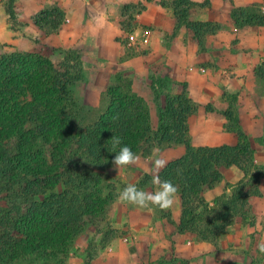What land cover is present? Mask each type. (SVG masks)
Instances as JSON below:
<instances>
[{
  "label": "trees",
  "instance_id": "obj_1",
  "mask_svg": "<svg viewBox=\"0 0 264 264\" xmlns=\"http://www.w3.org/2000/svg\"><path fill=\"white\" fill-rule=\"evenodd\" d=\"M163 3L173 9L178 27L190 28L200 44L207 33L221 28L215 22L192 21V0ZM9 12L14 18L13 8ZM256 12L234 8L232 16L238 23L264 25V15ZM64 16L61 10L44 9L35 22L57 29ZM257 75L264 80V65ZM86 78L83 56L74 50L59 63L40 52H0V264H68L78 237L105 218L125 187L111 163L113 135L143 157L156 146L185 145V153L159 172L161 180L178 187L183 206L175 223L178 232L215 238L236 216L248 214L264 165L254 163L235 107L222 113L240 136L237 145L194 147L188 120L199 106L186 85L182 93L166 94L172 89L164 79L151 80L158 115L154 129L150 104L135 91L133 80H116L97 120L80 127L74 90ZM232 165L244 171L245 179L231 195L223 194L209 206L202 192L222 180L221 166ZM164 215L171 221L170 214Z\"/></svg>",
  "mask_w": 264,
  "mask_h": 264
},
{
  "label": "crops",
  "instance_id": "obj_2",
  "mask_svg": "<svg viewBox=\"0 0 264 264\" xmlns=\"http://www.w3.org/2000/svg\"><path fill=\"white\" fill-rule=\"evenodd\" d=\"M68 1L65 16L69 24L53 33L42 34L44 31L36 25L35 16L52 4L66 9L67 0H16L17 28L10 26L8 13L3 14L4 0H0V36L14 38L15 49L21 51H34L42 44L49 55L53 54L54 47L80 45V52L93 56L95 69L100 68V73L108 79L110 70L136 65V73L146 76L153 70L184 83L188 96L199 106L188 120L194 147L235 146L240 142L235 127L222 113L233 106L251 143L254 163L264 165V89L260 92L258 87L261 83L264 85V80L257 75L258 68L264 65V25L238 23L232 16L234 8L249 7L264 15V0H192L196 4L190 14L192 21L215 22L221 26L217 32L207 33L202 44L186 25L178 27L173 9L163 0H137L144 7L135 16V29L150 27L153 35L140 44L138 50L144 52L136 55L124 50L118 42L119 30L115 28L109 8L114 0ZM36 37H40L42 43H36L33 39ZM200 66L208 68V72L198 71ZM94 74L96 80L98 73ZM134 76L135 91L150 88L151 80L141 83ZM144 97L150 105L154 102L150 92ZM151 112L153 115L152 109ZM154 115L152 125L157 129L158 117ZM155 148L168 162L181 157L186 150L183 144ZM151 158L152 154L140 156L138 165H129L133 166L137 177L143 179L130 183L145 191H155L152 176L144 172L145 167H152ZM129 166L116 170L126 181ZM220 171L222 180L202 192L209 206H213L219 196L231 195L234 185L245 179L244 171L237 165L221 166ZM258 189V194L249 197L248 214L236 216L233 223L210 239L177 231L175 223L180 222L183 212L178 193V202L166 210L151 205L132 207L127 203L123 213L125 224L116 223L125 232L109 240L93 264H264V254L257 247L264 240V178ZM166 213L170 214L171 221ZM81 259L72 264H82Z\"/></svg>",
  "mask_w": 264,
  "mask_h": 264
},
{
  "label": "rangeland",
  "instance_id": "obj_3",
  "mask_svg": "<svg viewBox=\"0 0 264 264\" xmlns=\"http://www.w3.org/2000/svg\"><path fill=\"white\" fill-rule=\"evenodd\" d=\"M115 2H110L109 8L112 10V13H110L111 17H114L115 19V28L116 30H119V34L117 35L118 42L122 43V46L125 47L124 50L127 52H131L133 55H136L137 53L141 54V50L139 49L140 44L134 48L129 49L127 46V39L128 35L131 33V29L134 31L136 30V14L142 10L144 7L140 2L137 0H114ZM70 1L67 0V7H61L56 4L49 5L48 8L55 10H61L66 15V10L68 8ZM66 6V5H65ZM17 5L16 0H4V13H8L9 17H7V20L12 24L10 25L12 28H17V22L16 19L18 18L16 16L17 12ZM14 10L15 17L12 18L10 15V9ZM41 13V12H40ZM39 13V14H40ZM37 14L36 17L39 15ZM69 20H67L66 16H64V19L62 21V25H68ZM61 26H59L57 29H54L50 26H44L42 30L44 31L42 34L46 33H53L54 31L58 30ZM87 35V34H86ZM4 39V40H3ZM36 43H42V40L40 37L33 38ZM89 41L91 39H88ZM0 45H3V48H0V52L4 50H15V40L14 38H3L0 36ZM80 46V45H79ZM79 46L74 45L70 47H54L53 48V54L49 55L48 50L44 49V46L40 44L38 47H35L34 52H40L43 53L51 58V56H54L55 63H59L64 57V55L68 52V50H74L79 53ZM17 49V48H16ZM144 52V51H143ZM142 52V53H143ZM82 54V53H81ZM83 60L85 61V66L87 70V78L85 81L80 82L77 84L74 90L75 97L78 101V121L80 127H85L88 124H92L95 122L100 115V113L104 110V107H106L107 98L106 93L110 86L114 85L116 80H134V74L138 78V80H141L142 83L143 80H158V79H164L165 83L167 84V87H170L172 90L165 91L167 93L172 94H178L182 93L185 89L184 83H178L174 81L171 76H161L160 74L153 72V70L145 75L143 73H136L134 66H124L121 69L118 70H110L109 79L108 76H105L104 74L100 73V68L95 69L93 56L91 57L89 54H82ZM104 59H108L109 57L100 55ZM100 66V65H99ZM120 68V67H119ZM94 73H98L97 78L95 80ZM104 73V72H103ZM173 84V85H172ZM172 86V88H171ZM259 90L260 92L263 91L264 85L263 83L260 84ZM168 89V88H167ZM139 93H141L143 96L150 92L151 97L154 101V93L151 90V88H148L147 91H144L142 89L138 90ZM150 104V103H149ZM152 105V106H151ZM150 105L151 109L153 110L152 115V122H154L153 118L155 117L154 114L157 115V104H154V102ZM158 117V115H157ZM152 154V153H151ZM150 154V155H151ZM126 173L129 176V179L126 181L124 180L123 176L121 174H118L119 177L122 178L125 185L127 183H130V181H134L136 183L142 182L139 177H137V172L134 170L133 166H129L126 169ZM144 178V177H142ZM141 180V181H140ZM120 186H122L120 184ZM122 190V188H121ZM126 202H120L117 198V201L114 206H112L109 210V212L106 214L105 218L99 222V224L96 225H89L85 228L84 232L78 237L76 242L73 245V249L71 251V257L68 259V264H72L74 261H78L81 259V256H83L82 264H93V261L102 253V249L105 247L106 243L111 240L114 237L121 236L125 231L124 229H121L116 225V223L121 222L122 224H125V218H124V210H126ZM132 207H136V205L130 204ZM120 206V208H119ZM116 225V226H115ZM115 226V227H114ZM80 262V261H79Z\"/></svg>",
  "mask_w": 264,
  "mask_h": 264
},
{
  "label": "clouds",
  "instance_id": "obj_4",
  "mask_svg": "<svg viewBox=\"0 0 264 264\" xmlns=\"http://www.w3.org/2000/svg\"><path fill=\"white\" fill-rule=\"evenodd\" d=\"M115 155L111 163L118 171L126 168L129 165H138L140 156L132 151V149L122 144L121 138L118 136L111 137V150ZM152 167L144 168V172L152 176V184L155 186V191H145L139 189L134 183H127L125 187L119 191L118 200L136 205L141 208L157 206L162 210L170 209L178 202V187L170 180H161L159 172L166 167L168 161L160 156L159 149L152 150ZM259 222V221H258ZM260 253L264 254V240H261L258 245Z\"/></svg>",
  "mask_w": 264,
  "mask_h": 264
},
{
  "label": "built area",
  "instance_id": "obj_5",
  "mask_svg": "<svg viewBox=\"0 0 264 264\" xmlns=\"http://www.w3.org/2000/svg\"><path fill=\"white\" fill-rule=\"evenodd\" d=\"M153 35V29L150 27H146L141 30H134L128 35L127 46L129 48H136L139 44L146 43L150 37ZM198 71L202 73H207L208 68L204 66H200L197 68Z\"/></svg>",
  "mask_w": 264,
  "mask_h": 264
}]
</instances>
